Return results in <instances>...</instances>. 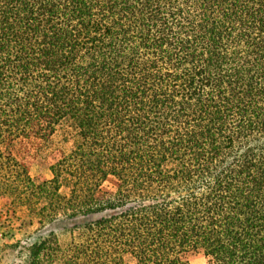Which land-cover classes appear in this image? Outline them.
<instances>
[{"label":"trees","instance_id":"16d2710c","mask_svg":"<svg viewBox=\"0 0 264 264\" xmlns=\"http://www.w3.org/2000/svg\"><path fill=\"white\" fill-rule=\"evenodd\" d=\"M0 193L70 264H264V0H0Z\"/></svg>","mask_w":264,"mask_h":264},{"label":"rangeland","instance_id":"374dc122","mask_svg":"<svg viewBox=\"0 0 264 264\" xmlns=\"http://www.w3.org/2000/svg\"><path fill=\"white\" fill-rule=\"evenodd\" d=\"M77 141L68 128L58 129L51 141L36 153L38 157L26 162L29 175L36 184L52 179L49 164L55 157L69 153ZM12 183V182H10ZM117 184L112 178L103 185L112 192ZM61 193L68 194L63 188ZM34 209L21 205L11 195L0 193V264H70L72 243H79L74 232L75 222L60 219L54 223L39 224ZM47 242L37 260L31 254V246L36 242ZM203 256L196 257L192 264H207Z\"/></svg>","mask_w":264,"mask_h":264}]
</instances>
